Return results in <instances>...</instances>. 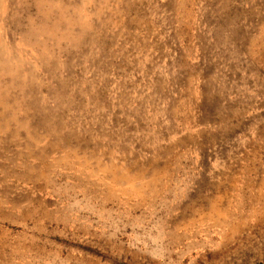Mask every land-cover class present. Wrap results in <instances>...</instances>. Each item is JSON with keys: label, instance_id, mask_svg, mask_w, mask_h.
<instances>
[{"label": "rangeland", "instance_id": "374dc122", "mask_svg": "<svg viewBox=\"0 0 264 264\" xmlns=\"http://www.w3.org/2000/svg\"><path fill=\"white\" fill-rule=\"evenodd\" d=\"M0 103V264H161L253 188L264 264V0H0Z\"/></svg>", "mask_w": 264, "mask_h": 264}, {"label": "crops", "instance_id": "0c3cea01", "mask_svg": "<svg viewBox=\"0 0 264 264\" xmlns=\"http://www.w3.org/2000/svg\"><path fill=\"white\" fill-rule=\"evenodd\" d=\"M259 192L258 189H251V193L244 196V202L250 207L247 211V219L239 225H226L227 216L223 227L219 230L218 237L215 232L197 236L194 220L177 225L173 223L171 231H165L171 247L163 252L161 264H174L175 259H182V264H218L222 259L228 260L229 255L235 251L234 245L237 239L253 235L252 220H259ZM214 207V212H215ZM244 218V217H243ZM264 218V217H263ZM182 244V249H175ZM181 254V255H180ZM160 258V257H159ZM148 264V263H146Z\"/></svg>", "mask_w": 264, "mask_h": 264}, {"label": "bare ground", "instance_id": "6f19581e", "mask_svg": "<svg viewBox=\"0 0 264 264\" xmlns=\"http://www.w3.org/2000/svg\"><path fill=\"white\" fill-rule=\"evenodd\" d=\"M34 102V101H33ZM33 105V104H32ZM1 107H2V104L0 103V109H1ZM59 113V112H58ZM36 114V113H35ZM2 117V113H0V118ZM29 118V117H28ZM39 118H41V117H39ZM75 121V120H74ZM53 122V121H52ZM65 122V121H64ZM76 122V121H75ZM74 122V123H75ZM54 124V123H53ZM62 124V123H61ZM82 124H84V123H82ZM66 127V126H65ZM68 127V126H67ZM83 128V127H82ZM76 130V129H75ZM74 133V132H73ZM6 138V137H5ZM4 146V145H3ZM1 149V148H0Z\"/></svg>", "mask_w": 264, "mask_h": 264}]
</instances>
